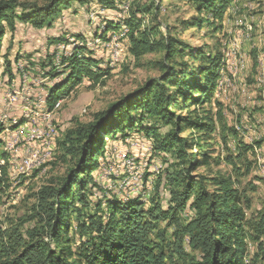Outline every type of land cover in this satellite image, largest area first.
Masks as SVG:
<instances>
[{
    "label": "rangeland",
    "instance_id": "1",
    "mask_svg": "<svg viewBox=\"0 0 264 264\" xmlns=\"http://www.w3.org/2000/svg\"><path fill=\"white\" fill-rule=\"evenodd\" d=\"M152 2L160 4V11L151 5ZM241 2L244 9L240 8ZM148 6L149 13L144 16L139 13L140 9ZM118 8L112 12L101 8L95 1L90 3L88 9L75 3L73 7L64 9L62 15L49 27L37 31L32 26L17 22L14 31L7 29L1 54L9 56L11 68L8 70L5 59L1 57L0 110L6 117L0 118V121L10 124L13 120L14 125L15 122L36 123L48 118V122H53L55 126L56 140L52 142V147H55L52 161L42 169L28 171L21 156L14 160L13 165L11 158L10 162H6L1 156L9 138L6 135L14 131L7 130L5 146L0 149V225L4 229L12 224H24V229L39 225L40 217L37 214L40 211V193L46 187H59L73 166V161L66 154V147L69 148L67 137L73 136L80 127L94 122L98 114L148 82L159 80L164 72L162 64L165 62V49L160 47L149 52L140 49L137 56L136 51L132 50L135 45L132 37L138 42L150 40L159 43L170 35L191 46L194 53L203 51L210 57L220 56L223 65L224 61L226 63L224 71L223 65L221 68L218 92L215 91V99L210 104L177 109V115L181 117H194L197 114L209 116L214 120L215 131L207 136L195 131H183L180 136L189 139L190 143L198 139L199 142L210 143V164L206 167H193V175L231 181L233 189L238 190L242 197L246 212V261L264 264V233L261 235L259 230L264 226V88L257 87L258 79L264 76V0H233L228 16L217 25L212 24L211 20L207 22V16L200 15L191 2L182 0H122ZM134 15L142 20V26L129 37H126L128 28H121L126 26L123 23L120 28L106 27L110 22L120 24ZM195 20H203L199 25L201 27L190 24ZM101 30L105 32L107 41L96 36V33L101 35ZM77 36L86 39L85 45L89 51L94 52L93 58L103 68L108 67L110 72L108 77L98 83L85 78L80 85L72 88L66 98L56 103L58 106L49 111L47 86L60 79L53 82L45 76L53 63L58 70H63L61 60L73 48L71 43L67 46L57 43L60 42L57 38L73 41ZM111 36L120 47V57H116L123 61L112 68L110 66L115 56L109 58V52L102 50L104 44L111 43ZM62 47H70V51L60 50ZM188 60L184 57L174 61L184 63ZM228 64L236 67H228ZM191 65L198 66L200 63L192 61ZM42 89L45 91L42 92ZM195 108L197 113L193 114ZM37 125L43 130V124ZM147 125L157 127L153 138L136 131L131 133L132 139L128 140L140 142L139 150L130 149L128 141L124 142L121 135L115 144L107 140V158L111 161L110 174L114 179L109 188L115 192L130 190L134 195L142 192L146 208L155 199L168 210L173 206L170 204L171 186L162 178L167 173L173 174L190 166L182 164L175 151H155V140L162 144L170 127L165 128L156 119H150ZM232 129L238 132L237 138ZM238 140L241 142L240 148L237 146ZM260 141L263 143L258 147L255 145V153L245 152V143L254 145ZM192 152L197 156L196 159L191 158L194 166L200 160L201 153L197 149ZM159 181L161 186L158 187ZM208 182L209 192H216L217 187L211 181ZM143 184L144 192L141 190ZM130 193L123 194L122 199L133 197ZM168 222L167 219L157 224L152 235L166 250H170L169 247L174 244L179 230L175 225L168 226ZM184 223L181 219V224ZM158 231L161 232L159 238L156 237ZM185 248L191 256L197 255L187 242Z\"/></svg>",
    "mask_w": 264,
    "mask_h": 264
},
{
    "label": "trees",
    "instance_id": "2",
    "mask_svg": "<svg viewBox=\"0 0 264 264\" xmlns=\"http://www.w3.org/2000/svg\"><path fill=\"white\" fill-rule=\"evenodd\" d=\"M94 1L101 8L114 12L119 9L118 4L122 0H0V58L5 59L8 70L11 68L9 56L1 54L8 28L14 31L17 22H20L38 31L51 26L64 9L73 7L75 3L88 9ZM182 1L191 2L200 15L207 16V22L211 20L216 25L223 23L233 2ZM151 5L160 11V4L152 2ZM147 12L149 6L139 10L143 16ZM119 23L110 22L106 27L120 28L123 23L129 30L126 37H129L142 26V20L136 15ZM201 23L203 20L190 22L198 27H201ZM101 32V35L96 33V36L107 41L105 32ZM77 37L73 41L57 38L60 41L57 43H64V46L71 43L73 48L61 60L63 70H58L53 63L45 76L53 82L60 79L47 86L49 111L85 78L98 83L108 77L110 72L108 67L103 68L93 58L94 52L86 47V39ZM132 42L135 44L132 50L136 51L137 56L140 49L146 52L160 47L165 49L161 78L148 82L116 102L98 114L94 122L80 127L73 136L67 137L69 148L66 147V154L73 161L72 168L59 187H46L40 193L38 226L24 229V224H12L4 229L0 225V264H254L246 261L247 222L240 193L233 189L229 179L194 176L193 167L210 164V143L199 142V139L190 143L189 139L180 136L183 131H195L202 136L215 131L214 120L209 116L197 114L194 117H181L177 115V109L190 106L197 108L215 99L223 58L207 56L203 51L194 53L191 46L170 35L159 43L150 40L138 42L134 37ZM82 43L84 45L80 46ZM184 57L189 59L188 62L174 61ZM192 61H198L200 65H191ZM196 108L193 114L197 113ZM150 119L158 120L165 128L170 127L162 144L155 140V151H175L177 159L190 166L173 174L167 173L162 178L171 186L170 204L173 206L168 210L155 199L146 208L142 192L134 195L130 190L115 192L109 188L114 179L110 174L111 161L107 158V140L115 144L121 135L123 141L127 142L132 139L131 133L136 131L153 138L157 127L147 125ZM12 122L4 124L0 121V149L5 143L7 130L13 129L12 134H15L27 121L21 124L15 122L14 125ZM232 132L237 138L236 129H232ZM237 142L240 148L241 142ZM262 143H245L243 148L245 152L255 153V145L258 147ZM194 149L200 153L204 151L193 166L191 158L197 157L192 152ZM4 151L1 156L10 162L12 155ZM208 181L217 187L216 192H209ZM143 186L141 190L144 192ZM157 186H161V181ZM128 193L133 194V197L123 200V194ZM167 219L168 226L175 225L179 229L170 250H166L152 237L156 225ZM181 219L184 224H181ZM259 230L262 235L264 226ZM160 235L158 231L156 237ZM186 242L197 253L196 256L186 252Z\"/></svg>",
    "mask_w": 264,
    "mask_h": 264
},
{
    "label": "built area",
    "instance_id": "3",
    "mask_svg": "<svg viewBox=\"0 0 264 264\" xmlns=\"http://www.w3.org/2000/svg\"><path fill=\"white\" fill-rule=\"evenodd\" d=\"M60 50L70 51V47H62ZM102 50L109 52V58H111V56L120 57V47L114 42L112 36L111 43L104 44ZM225 64L224 61L223 71L226 67ZM227 66L232 67V65L229 66V64ZM44 91L45 89H42V92ZM3 113L4 112L0 110V118L6 117ZM36 124H43V131H36ZM25 129L28 131L27 141H19L18 137H15L14 134L6 135L10 138L11 148L22 156V159H24L26 163V169H31V165H38V169H42L46 164V158H49L50 155H55V147H52V140H56L55 126L53 122H48V118H46L41 121H36L35 127L25 126ZM127 144L130 149H141L140 142L128 141ZM150 171H154V169ZM103 176L107 177L108 174H104Z\"/></svg>",
    "mask_w": 264,
    "mask_h": 264
},
{
    "label": "bare ground",
    "instance_id": "4",
    "mask_svg": "<svg viewBox=\"0 0 264 264\" xmlns=\"http://www.w3.org/2000/svg\"><path fill=\"white\" fill-rule=\"evenodd\" d=\"M123 30H126L127 29V27L126 26H122L121 27ZM118 41H119V39H118ZM119 43V42H118ZM88 47V46H87ZM112 61V60H111ZM121 58H117L116 56H115V58H114V60H113V62H111V66H110V68H112L113 66L115 67V66H117L118 64H120L121 63ZM123 62V61H122ZM232 67H236V65H232ZM233 69V68H232ZM221 85H222V83H221ZM221 87V86H220ZM257 87H263L264 88V76H261L259 79H258V83H257ZM58 104V103H57ZM56 104V105H57ZM55 105V106H56ZM58 106V105H57ZM55 108V107H54ZM47 117H49V115L47 114L46 115ZM28 117V116H27ZM25 126H28V127H35V123H30V121H29V123H26L25 125H23V126H21L19 129H18V131L14 134L15 135V137H18V140L19 141H27V138H28V131L25 129ZM36 131H43V130H41L40 128H39V125H37L36 124ZM10 140V139H9ZM8 140V141H9ZM52 142H53V140H52ZM52 145H53V143H52ZM5 146V145H4ZM5 150L6 151H8L11 155H12V158H11V165H13L15 162H14V160L17 158V157H20L21 155L18 153V152H15L12 148H11V145H10V141L9 142H7L6 143V147H5ZM21 158H22V156H21ZM52 158H53V155H50V157L49 158H46V163H48V162H51L52 161ZM23 164H24V166H25V168H26V163H25V161H24V159H23ZM15 166V165H14ZM34 169H38V165H31V169H27L28 171H32V170H34Z\"/></svg>",
    "mask_w": 264,
    "mask_h": 264
},
{
    "label": "crops",
    "instance_id": "5",
    "mask_svg": "<svg viewBox=\"0 0 264 264\" xmlns=\"http://www.w3.org/2000/svg\"><path fill=\"white\" fill-rule=\"evenodd\" d=\"M242 3H243V2H241V4H242ZM241 4H240V8H241V9H244L243 7H241V6H243V4H242V5H241ZM245 11H246V10H245ZM24 124H25V123H24Z\"/></svg>",
    "mask_w": 264,
    "mask_h": 264
}]
</instances>
